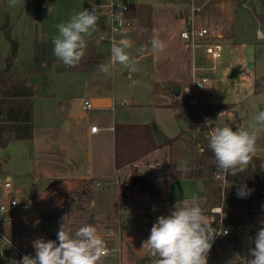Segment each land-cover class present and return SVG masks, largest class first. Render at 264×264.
Here are the masks:
<instances>
[{"label":"crops","instance_id":"crops-1","mask_svg":"<svg viewBox=\"0 0 264 264\" xmlns=\"http://www.w3.org/2000/svg\"><path fill=\"white\" fill-rule=\"evenodd\" d=\"M44 1L46 0L25 1L23 11H25V9L27 10L26 16L31 18L32 23L35 24V26L40 27V30L36 31L35 35H33L29 42L30 50L25 61L26 68L24 72H18V70H15V68L18 69V65H15V63L19 58L20 52L11 66L12 74L24 76L37 66V60L39 56H41L40 51L42 52L43 50V54L45 53L47 56L46 61L42 63L43 67L30 74V76L32 75V82L34 83L36 90V94L33 97L34 135L30 139H14L6 148H0V150H5L6 154V158L0 156V179L11 178L15 186L21 190V199L25 201L20 208L16 219L7 229V233L10 234L15 242L33 251H35L33 242L40 239L41 236H45L48 240H57L55 232L58 230L57 226H59L58 224L61 220V215L57 214L62 211L64 212L63 214H65L66 219H68L69 212L66 204L69 194L81 187L86 180L90 179H94L97 184H100L103 181L109 182L117 180L120 182V178H123L125 181V190L130 197L129 200L137 205L138 212L145 211V223H150V218L147 217L150 214L148 209L149 206L141 199V194L148 192L142 191L137 186L133 188L127 187V179L132 172V166H128L122 170H117L115 167L114 127L117 122L129 121L119 120L113 115L98 125L100 129L97 132H92L91 127L92 125L97 124V122L87 118L88 115L82 107L84 98H75V96L70 93V90L64 86H60L58 89L59 85H57L55 81L56 70L58 72H63L69 69H58L56 66V63L58 62L54 59L53 47L51 53L48 51V44L52 43L53 37L56 36V34H52L53 32L50 26L52 20H54V16L52 15L54 14L53 6L57 0L50 1L52 8L50 14L49 12L44 14V11L42 10L47 4V1ZM109 1L118 5L132 1L137 4H145L151 7V37L153 30L159 29L161 30L160 38L167 45L163 52L164 55L162 57V62L168 69L164 80L162 83L160 82L158 84L164 83L166 85L167 83H171L173 85L180 84L183 86L182 83L186 82V85L192 81V54L190 53V56L186 58L177 47V43L179 44L182 42L180 32L188 23H193L199 27L209 28L211 34L221 40L225 47H228L232 55L234 54V51L239 50V48L243 49L247 47V42L241 41L238 35L244 34L243 26L246 24L255 21L257 24L256 37L264 40V26L257 17V14H264V0H190V4L188 5L184 4L187 0H94V3L99 8L98 14L100 19L97 31L101 33V36L100 38L95 39L93 38V32L91 38L87 39V45L91 47V45L94 44L99 53L98 44L100 41H104L102 40L103 37L106 36L107 38H110L114 36L116 38H121L117 33L112 31L107 16L103 13L105 5ZM64 2L66 3L68 1L65 0ZM82 4L84 7L83 10H91L92 5L89 3V0H82ZM238 15L242 20L240 21L239 19V23L242 22V26L237 25ZM10 17V9L0 1V69L4 65L5 58L10 53V47L7 49L4 44V40L6 39L3 29L5 20H9ZM258 31L260 35H258ZM129 36L134 41V46L142 43L139 29L133 28L129 30ZM43 44L44 46L40 48L37 47L38 45ZM148 47H150V44H148ZM44 49L46 50L45 52ZM201 52L199 53L200 55L202 54ZM146 55L148 54H145L144 56ZM242 55L243 53L239 52V56ZM231 58L232 56L229 57V54L227 53V57L222 61V69L220 68L222 77L228 78L229 76L230 78L232 76L228 72V61H230ZM187 59H190L188 61L191 62L188 72L191 74V78L187 77V74L181 70ZM197 60L200 63H206V61L202 59V56H199ZM239 68L242 69V67ZM218 70L212 73L211 82L214 80V75H216ZM76 72L79 74H88L94 71H89L87 68H84L83 70L78 69ZM45 74L55 77L51 81V84L50 82L48 84L41 82V78H43ZM171 94L173 95V93ZM211 95H213L212 92ZM112 97L97 96V102H93V104L96 109H113L112 107L117 100ZM172 100L167 102L166 105L170 104ZM199 102L205 104L225 101ZM226 103L232 104L231 102ZM232 105L233 106L230 109H232L235 116L242 122L234 104ZM191 108L195 109L193 106H191ZM133 123L150 124L158 143H164L167 138H173L180 135L178 133L172 137L166 136L159 141L157 133L160 132L161 127L151 122ZM180 138L181 137L179 136L178 141H180ZM197 146L200 151L203 149L204 152L206 149L202 141H198ZM154 152L155 151L151 152L134 165L138 167L146 177L155 183L153 180L154 177H152L154 174H151L149 170L159 167L161 164L159 158H157L156 155H153ZM176 155L177 158H179L178 152ZM255 156L264 159V148L257 150ZM11 161H13L16 166V178H13L10 174L1 177L5 165ZM179 165L180 164H178V168ZM168 166V179L171 180V184L174 183L175 185H184L188 187L192 186L190 193L194 195L190 194L189 196L194 197L195 199H192L191 201L197 204H203L209 199L211 196L210 193L207 188L200 183V181H203L202 177L182 176L171 179L170 160ZM194 168L195 167L192 169L194 170ZM262 179L264 181V160L262 162ZM194 187L198 188L200 192V196L197 198L195 195L198 194L194 190ZM168 198L175 204L173 192L169 194ZM122 199L125 200L127 197H122ZM227 217L228 213L226 212V218ZM135 221L136 223H139V219H135ZM86 224L95 225L94 223ZM82 225L84 224H66L67 228L73 233ZM113 225L119 227L121 234L124 232H136L123 230L121 227L122 224L119 223ZM235 230L236 233L234 234H239V227ZM101 237L104 239L105 244L108 245L107 247L115 245V234L109 232L101 235ZM230 242V240L227 241L226 239L228 245L231 244ZM103 258L104 257H102L101 260ZM145 261V259L139 260L137 264L140 262L144 264ZM0 264H19V257H16L12 252H9L6 257L0 258Z\"/></svg>","mask_w":264,"mask_h":264},{"label":"rangeland","instance_id":"rangeland-1","mask_svg":"<svg viewBox=\"0 0 264 264\" xmlns=\"http://www.w3.org/2000/svg\"><path fill=\"white\" fill-rule=\"evenodd\" d=\"M0 1L10 9V36L19 42L20 55L15 63V65H18V69L15 68V70L24 72L26 68L25 61L30 50L29 42L36 31L40 30V27L35 26L31 18L26 16V9L23 11L26 0H18L14 7L9 6L10 0ZM46 1V7L42 9L44 14H47L49 7H51V0ZM64 1L57 0L53 6L54 14L52 15L54 16V20H52L50 26L53 32L52 34H58V24L67 21L73 14L84 8L82 0H67L68 2L66 3ZM189 2L190 0H187L184 4L188 5L190 4ZM239 19L242 21L238 15L237 25L242 26V22L239 23ZM243 29L244 34L238 35L241 41L247 42V47L243 49L239 48L232 55L228 47H225L223 44L224 57L218 63L217 69L219 70L214 75V80L210 85L196 90V97L199 101H225L234 104L242 122L237 117L230 118L226 123L229 127H235L233 130L241 127L246 128L248 124L253 122V117L259 111L264 110V40L256 37L257 24L255 21L244 25ZM100 36L101 33L96 29L93 38L97 39ZM5 39L4 44L6 48L8 49L10 47L11 49V43L6 35ZM141 42L132 48L131 53L133 56L139 55L137 50L141 47L150 49L151 46L148 47L149 42H146L144 39ZM94 46L92 44L91 47H87L85 56ZM108 47L109 43L107 41L99 42L98 50L102 58H100L99 63H93L89 67L84 57L77 66L66 67L54 56V59L58 62L56 63L58 69L63 70V68H66L69 70L63 72L56 70V78L45 74L41 78V82L45 84L50 82L51 84V81L55 78L56 84L59 85L58 89L60 86H64L70 90V93L75 98H84L83 100L97 102V96L109 98L113 96L117 101H124V105L118 104L114 109L106 108L105 110H100L93 108L88 111L85 110V113L88 115L87 118L96 121L97 125L113 115L123 121L154 123L161 127L160 132L157 133L159 141L163 137H172L179 133L181 137L180 141L176 140L173 142L174 149L178 152V164L185 161L187 162L188 168L195 172L198 169H204L207 155L199 150L197 142L202 141L205 144L207 141L196 133L197 123L191 121L185 115L179 118L177 116V109L169 106V104L166 105L172 98V102H184L188 97L185 95H181L180 97L172 95L171 89L166 88L164 83L158 84L160 82L162 83L168 69L162 62L163 52L149 53L142 57L138 64L140 71L130 79L127 70L119 64L114 68H110V74L103 73L99 70V65L108 64ZM177 47L186 58L190 56V50L184 46L183 42L177 43ZM239 52H242L243 55L239 56ZM40 53L42 55L43 50ZM227 53L229 57L232 56L231 60L228 61V72L232 75L230 78L229 76L228 78L222 77L220 70V68L222 69V61L227 57ZM201 56H203V53ZM188 60L190 59H187L181 70L187 74V77L191 78V74L188 73L191 62ZM206 63L212 64L211 62ZM40 67L42 68L43 64ZM239 67H242V69ZM84 68H87L89 71L93 70L94 72L88 74H79L76 72L78 69L83 70ZM31 76L30 79L33 81ZM132 79L136 81L134 85L132 84ZM185 83L182 84L185 85ZM211 92L213 95H211ZM218 120L223 121V124H225V119H222V117L216 119V121ZM261 148H264V133H258L257 150ZM153 155L159 158L161 166L149 171L151 174H154L152 177H154L156 192L157 190L159 192H157V195L152 193L141 194V199L149 206L150 214L147 216L150 218L149 224L145 223L144 220L146 217L145 211L138 212L137 205L129 200L130 197L125 190V181L123 178H120V182L117 180L109 182L103 181L100 184L86 180L81 187L69 194L66 204L69 212L68 219H66L62 211L57 214L61 215V220L59 221V226H57L58 230L55 234L57 235L60 225L63 222L65 225L67 223H94L100 235L110 232L116 236L115 245L108 247L110 250L113 249V251L104 256L99 263L137 264L139 260L145 259L144 264H155L157 258L151 256L150 251L142 248V245L149 237L151 227L157 218L161 215H170L173 210L175 204L168 198L169 194L173 192L175 203L180 200H187L191 204L193 202L191 200L195 198L189 196L192 186L171 184V180L168 179V162L171 159V145L163 143V146L155 150ZM0 156L6 158L5 150H0ZM15 167L13 161L7 163L4 171L1 173V177L10 174L13 178H16ZM193 167H195L194 170L192 169ZM202 178L203 181H200V183L207 188L211 196L206 202L198 205L203 210L208 222L214 228L216 227L215 217L217 215H215L216 213L212 209L221 207L220 203L224 199L223 186L215 178V173L211 175L207 174L206 176H202ZM194 190L198 194L195 195L196 198L199 197L200 192L198 188L194 187ZM122 197H127V199L123 200ZM135 219H139V223H136ZM117 223L122 224L121 227L125 231L136 232H124L121 234L119 227L113 225ZM255 235L252 236L250 234V228L248 226H239V234L232 233L228 236H219L215 240L208 255V264H248V260L253 258L249 253V249L254 247L253 241ZM41 238L48 240L45 236H41ZM226 239L227 241L230 240L231 244L228 245Z\"/></svg>","mask_w":264,"mask_h":264},{"label":"clouds","instance_id":"clouds-1","mask_svg":"<svg viewBox=\"0 0 264 264\" xmlns=\"http://www.w3.org/2000/svg\"><path fill=\"white\" fill-rule=\"evenodd\" d=\"M17 2L10 0L9 6L14 7ZM89 3L91 10H81L57 25L58 34L52 39L53 54L66 67H75L81 62L88 47L87 39L97 29L99 8L94 0H89ZM48 11L50 14L52 8L49 7ZM112 31L121 38L111 39L110 61L99 65V70L106 74L119 64L127 70L131 79L140 71V58L149 53H162L167 47L160 38L161 30L154 29L149 41L150 49L141 47L137 50L139 56H133L131 49L134 41L129 36V30L113 28ZM135 83L132 79V84ZM206 123L210 125L211 121ZM258 133H264V110L259 111L246 128L233 130L229 126H217L211 130L208 147L214 154L217 168L225 176H236L246 170L257 152ZM178 171H190L187 162L182 161ZM251 191L241 186L237 195L246 197ZM211 225L197 203L180 200L175 203L170 215L157 218L142 248L148 249L157 258L155 264H208V255L216 237ZM57 240H35V257L24 255L19 264H99L101 258L108 254L104 239L91 224H84L73 233L63 222ZM253 243L254 247L249 249L253 258L248 260V264H264V227L257 231Z\"/></svg>","mask_w":264,"mask_h":264},{"label":"trees","instance_id":"trees-1","mask_svg":"<svg viewBox=\"0 0 264 264\" xmlns=\"http://www.w3.org/2000/svg\"><path fill=\"white\" fill-rule=\"evenodd\" d=\"M125 16L137 18L141 30V38L150 41L152 33L151 7L145 4L127 3ZM264 26V14H257ZM4 34L11 43V49L5 58L4 65L0 69V148H6L14 139H30L34 135L33 124V97L36 94L35 85L30 79L33 71L39 70L40 65L46 61L45 53L38 58L37 66L29 71L27 75H13L12 63L17 59L19 53V42L10 36V24L6 19L3 24ZM43 45H38L40 48ZM52 43L48 44V51H52ZM46 50L44 49V52ZM51 55V54H50ZM49 58V57H48ZM102 55L97 52L96 46L90 49L84 56L87 66L99 63ZM51 62V61H50ZM169 106L177 109V116H187L191 121L198 122L197 110L190 105L173 101ZM232 104L226 102L200 103L199 109L206 115L218 114L232 108ZM115 133V167L117 170L132 166V172L127 179V187H139L142 191L157 195L156 186L153 181L146 177L134 164L159 149L163 143L155 139L153 129L148 123L117 122L114 127ZM180 135L167 138L164 143L171 145L170 176L171 179L186 177H202L211 175L218 170L214 154L208 144H203L207 155L204 169L178 171V160L173 142ZM263 158L254 156L246 170L236 176H227L228 186L225 189V197L221 206L228 213L226 223L234 229L239 226H248L250 234L255 235L257 229L264 227V181L262 179ZM1 171V166H0ZM90 182H95L90 179ZM246 186L252 190L246 197H238L237 189ZM22 257H19V262ZM139 264H142L141 262Z\"/></svg>","mask_w":264,"mask_h":264},{"label":"built area","instance_id":"built-area-1","mask_svg":"<svg viewBox=\"0 0 264 264\" xmlns=\"http://www.w3.org/2000/svg\"><path fill=\"white\" fill-rule=\"evenodd\" d=\"M134 3V2H126L124 4H115L112 1H109L105 5L104 15L107 16V19L110 23L111 29L115 28L120 30L122 28H126L128 30L131 29H139L140 35V25L138 23L137 18H128L125 16L126 4ZM181 41L184 46L190 50L192 54V81L189 84L183 85L181 88V95H185L188 97L182 103L193 106L198 112V122L196 133L204 138L207 141L210 136V132L213 128L220 126H228L226 123L230 118H236L235 114L232 112V109L224 110L218 114L214 115H206L199 109L200 102L196 97V90L199 88H204L211 83V75L210 73L216 72L218 70V63L223 58L224 53V45L223 42L217 39L216 36L211 34L209 28L207 27H199L193 23H188L185 25L180 32ZM114 38L119 40L120 38H116L114 36L110 38H102V40L107 41L109 43L108 47V63L111 57V39ZM202 51L204 59L206 62H211L212 64L200 63L197 59L201 56L199 53ZM180 95V96H181ZM179 96V97H180ZM124 105V101H115L113 105V109L116 105ZM82 107L84 110L88 111L95 108V105L90 100H84L82 103ZM219 117L225 119V124L223 121L218 120ZM207 121H211L210 125H207ZM235 128V127H233ZM100 127L97 124L92 125L91 131L97 132ZM215 178L219 181L220 185H222L223 189V198L225 197V189L228 186L227 176H225L219 169L215 171ZM21 190L18 189L13 180L11 178L0 179V258L6 257L9 252H12L16 257H23L24 255H30L31 257H35V251L23 247L21 244L15 242L10 234L7 233V229L16 219L20 208L25 203L23 199H21ZM224 200V199H223ZM212 211L217 214L215 217L216 227L215 240L219 236H228L232 233H236V230L229 226L226 221V211L223 206L218 208H213ZM223 211V216H222ZM213 242V244H214ZM108 254L113 251L107 247ZM99 264H108V263H99Z\"/></svg>","mask_w":264,"mask_h":264},{"label":"water","instance_id":"water-1","mask_svg":"<svg viewBox=\"0 0 264 264\" xmlns=\"http://www.w3.org/2000/svg\"><path fill=\"white\" fill-rule=\"evenodd\" d=\"M166 88H170L171 89V92L173 93V95L179 97L181 95V88L182 86L180 84H171V83H167L165 85ZM157 192H159L157 190Z\"/></svg>","mask_w":264,"mask_h":264}]
</instances>
